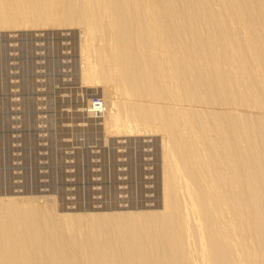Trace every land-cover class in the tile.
Masks as SVG:
<instances>
[{
	"label": "bare ground",
	"instance_id": "obj_1",
	"mask_svg": "<svg viewBox=\"0 0 264 264\" xmlns=\"http://www.w3.org/2000/svg\"><path fill=\"white\" fill-rule=\"evenodd\" d=\"M22 24H84L82 78L105 83L85 111L160 134L162 196L70 213L3 193L0 264H264V0H0Z\"/></svg>",
	"mask_w": 264,
	"mask_h": 264
},
{
	"label": "rangeland",
	"instance_id": "obj_2",
	"mask_svg": "<svg viewBox=\"0 0 264 264\" xmlns=\"http://www.w3.org/2000/svg\"><path fill=\"white\" fill-rule=\"evenodd\" d=\"M83 25L0 27V195L55 197L70 213L155 209L160 134L106 132L85 111L105 83L82 78Z\"/></svg>",
	"mask_w": 264,
	"mask_h": 264
}]
</instances>
